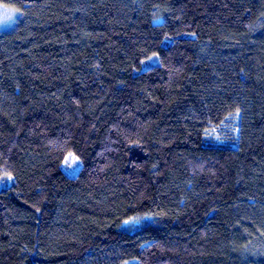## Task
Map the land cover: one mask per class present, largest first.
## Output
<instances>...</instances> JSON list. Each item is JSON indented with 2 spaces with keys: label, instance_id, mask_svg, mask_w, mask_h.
Instances as JSON below:
<instances>
[{
  "label": "trees",
  "instance_id": "obj_1",
  "mask_svg": "<svg viewBox=\"0 0 264 264\" xmlns=\"http://www.w3.org/2000/svg\"><path fill=\"white\" fill-rule=\"evenodd\" d=\"M0 6V264H264V0Z\"/></svg>",
  "mask_w": 264,
  "mask_h": 264
},
{
  "label": "rangeland",
  "instance_id": "obj_2",
  "mask_svg": "<svg viewBox=\"0 0 264 264\" xmlns=\"http://www.w3.org/2000/svg\"><path fill=\"white\" fill-rule=\"evenodd\" d=\"M5 10L11 11L13 13V19L7 23L0 24V29L9 28L13 24V21H14L15 17L17 16V13L15 12L14 9L4 7V6H0V18H2V15H3ZM15 14H16V16H15ZM74 158L75 157L70 153L66 156V158L64 159V161L62 163V168L69 175H75L77 173L79 167H80L79 159L75 158L77 160L76 161Z\"/></svg>",
  "mask_w": 264,
  "mask_h": 264
},
{
  "label": "snow or ice",
  "instance_id": "obj_3",
  "mask_svg": "<svg viewBox=\"0 0 264 264\" xmlns=\"http://www.w3.org/2000/svg\"><path fill=\"white\" fill-rule=\"evenodd\" d=\"M12 19H13V13L11 11L5 10L3 15H2V18H0V24L7 23V22L11 21ZM149 59L151 60L152 58H149ZM12 179H13V177L11 175H9L8 180H12ZM0 183H3V181H0ZM137 222L138 221L136 220V218H133L132 220L125 221L124 223L129 224V223H137Z\"/></svg>",
  "mask_w": 264,
  "mask_h": 264
}]
</instances>
